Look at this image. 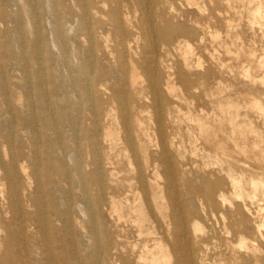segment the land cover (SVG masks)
I'll return each instance as SVG.
<instances>
[{
	"label": "bare ground",
	"instance_id": "bare-ground-1",
	"mask_svg": "<svg viewBox=\"0 0 264 264\" xmlns=\"http://www.w3.org/2000/svg\"><path fill=\"white\" fill-rule=\"evenodd\" d=\"M60 1L65 5L68 1L64 11L70 12L74 1L81 7L78 17L87 38L82 68L89 114H99L98 104L119 106L108 107L105 112L107 118L111 112L120 114L125 135L121 138V131L108 125L103 130V143L110 145V151L124 144L133 174L127 187L105 183L100 168L104 162L100 138L93 128L82 139L88 144L90 165L96 167L91 178L98 195L91 200L87 186L90 181L81 173L79 159L73 161V152L67 154L75 162L74 170L80 176L77 184L86 201L80 203L82 220L76 224L89 230L81 234V249L76 234H71L74 250L67 249V257L78 264H264V134L257 125L262 123L264 129V0ZM47 5V14L58 29L60 2L47 0ZM22 33L16 43L24 46ZM207 43L213 51L204 55L202 49ZM38 44L39 40L32 46ZM171 51L177 53L174 65L167 59ZM225 58L231 63L225 64ZM175 66L188 75L177 74ZM192 68L203 76L201 80L208 77L214 81L209 89L204 82L198 85L213 114H204L202 109L194 113V98L188 95L195 92L194 88L176 94L175 81L190 85ZM141 72L147 77L145 87L139 83ZM33 77L36 91L27 93L32 113L0 114V201L14 216L19 215L22 230L20 237L6 233L0 264H22L31 257L37 264H54V241L66 237L68 243V230L75 225L68 202L65 208L59 207L53 183L43 189L40 182L43 156L36 149L34 133L40 121L49 129L53 120L50 114L41 115L39 120L35 102L45 112L52 102L48 83L44 89L40 78ZM0 88L1 98L11 108L12 95ZM168 95L185 104L188 112L173 104L167 114H162ZM140 101H151V107L159 113L155 133L150 134L151 128L144 127ZM131 106L136 112L135 132ZM73 108L78 110V106ZM146 110L149 112V107ZM59 111L64 109L59 107ZM166 122L170 133L166 132ZM72 138L79 139L76 131ZM201 141L214 144L213 156L209 155L214 163L228 164L223 169L226 178L211 172L194 174L184 169L182 162V167H177L184 153L198 151ZM41 143L45 159L50 160L57 152L55 159L62 160L57 155L60 141L53 144L44 139ZM16 146L25 150L15 151ZM234 155L244 156L251 165L237 173ZM110 174L113 181L114 173ZM31 180L37 184L34 191ZM46 183L49 186V179ZM204 201L212 203L211 212ZM16 222L5 224L6 228ZM26 222L29 237L23 230ZM55 222L62 223V227H55ZM37 235L48 243L45 241L43 246V241L37 242ZM30 238L33 249L27 248ZM80 253L85 256L81 258Z\"/></svg>",
	"mask_w": 264,
	"mask_h": 264
},
{
	"label": "rangeland",
	"instance_id": "rangeland-1",
	"mask_svg": "<svg viewBox=\"0 0 264 264\" xmlns=\"http://www.w3.org/2000/svg\"><path fill=\"white\" fill-rule=\"evenodd\" d=\"M33 1H36L38 5H36V3L33 5ZM59 2L61 18L59 20V28L57 29L56 22L50 18L49 14H47V0H0V86L6 88L9 94L12 95V107L10 108V106L3 101L0 94V114H31L33 107L31 106L29 95L27 93H35L36 91L33 89L35 80H31V78L33 76V78H36L37 75L40 78L41 85L44 89L46 87L45 85L48 83L47 87L50 90V100L52 102L49 111L46 110L47 112H45L44 110H41L40 103L35 102L36 112L38 114L37 118L42 120L43 117L41 115L50 114V117L53 120V126L49 129L45 128L43 122L40 121L41 123H38L36 132L34 133V136L38 141L36 149H38L41 156H43L39 170V177L41 178L40 182L42 181L43 189L52 187L53 183V186H55L54 195H56V200L58 201L60 208H65L66 202H68V211H72L73 217L71 220L75 224L72 229L70 228L68 230V243L66 237H64L63 240L59 239L57 242L54 241V264H66L67 262L68 264H78L77 260H73L71 257H67L66 255L67 249L72 252L74 250V246H72L73 243L71 241V234H76L77 247L81 249L83 248L81 234L84 232L87 234L89 230H87V227L82 229L76 224L82 220L80 219L81 217L79 214L80 203L84 202L85 204L86 201L82 199L84 192L77 184L80 176L77 171L74 170L75 162L73 163L70 161L71 159L67 157V154L69 155L73 152V156H71L72 160L74 161L79 159L78 162L81 165V173H83V175L90 181L87 182V186L89 187L88 196L91 200H95L98 195L96 190H94L95 185L92 183L94 180L91 178V174L94 170H96V167L90 165L92 161L88 154V144L87 141L82 139H84L93 128H95L97 135L100 138V151L102 152L104 161L100 165V168L101 171L102 169L104 171L102 179L104 178V180H106L105 183H108L110 186L120 184L122 187H127L130 183L128 179L132 178L133 174L129 169V159L128 154H125L124 152V144L120 143L112 147V151H110V145L108 143H103V130L108 125L114 126L113 128L119 132L121 131V138L125 135L120 114L111 112V117L107 118V114L105 112L108 107L110 108L111 106H114L115 108H119V106L117 104H109L108 102V104L105 105H97L99 114H89L88 111L89 103L87 102L88 99L86 97V93H88L86 90L88 89H86V75H84L85 72L82 68L86 62L85 46H87V38L84 25L78 17L79 13H81L79 2H73L70 12H68V9L66 11L63 10L65 7L68 8V1L66 2V5L61 3L60 0ZM176 6L179 7L177 1ZM15 16L18 19L17 22L15 21ZM188 19L186 18L187 21ZM36 32L39 33V36ZM21 33L23 34L25 41L24 46L16 43L18 35ZM37 40H39V44L35 48L32 45ZM205 46L206 50L202 49L203 54L207 55L208 52L212 53L213 48L210 43L205 44ZM176 56L177 53L175 51L170 52L167 57L170 65H174L177 61ZM225 59V64L231 63L228 61V58ZM80 66L81 68L78 69ZM106 67L109 68L110 64H107ZM174 68V71L177 74L182 73L186 75L189 73L185 70H178L176 66ZM161 71L163 72V70ZM190 72V74H192L189 77L190 85L179 83L177 80L175 81L177 84L176 94L180 93L182 89L189 90L190 88H194L195 92L190 91L188 94L189 97L194 98L193 103L196 108L194 109V113L197 114L198 111L202 109L204 114H213L203 89L199 90L198 85L204 82L205 87L209 89L213 87L214 81L212 78L208 77L201 80L203 76H198L195 68H192ZM201 73L204 72L201 71ZM146 78L147 77L141 72L139 83H143L144 87L146 86ZM226 78L229 79L228 76H226ZM24 87L29 90L25 91L23 89ZM197 89L198 91H196ZM148 97L151 98L150 96ZM167 98L168 101L164 102L165 109L161 112L162 114H167V110L172 107L173 104L179 105L180 107L182 106L184 108V113L188 112L187 106L176 97L168 95ZM74 105L78 106L77 111L73 108ZM138 106L142 107L141 114L139 115L145 122L144 127L151 128L150 134L152 131L155 133V119L156 114L159 113L151 107V101H140ZM59 107H62L64 111H59ZM146 107H149V112L146 110ZM70 111H72L73 114H69ZM130 111L133 118L132 129L135 132L134 122L136 112H134L132 106ZM11 118L12 116H8V120H11ZM257 125L264 134L262 123L258 122ZM166 128V132L170 133L171 127L169 123H167ZM74 131H76V134L79 137L77 141L72 138ZM183 134H185L184 131ZM155 135L157 137L156 143L158 144L159 135L157 133ZM37 136H39L40 139ZM44 139H49L53 144H57L60 141L61 151H59L60 154L57 155L61 157V161L55 159L57 152L54 153L53 158L50 160L44 158L43 152L45 147L41 143ZM3 146L7 147L6 145ZM223 147L225 148L226 146L224 145ZM24 150H21L19 146H16L15 148V151ZM151 150L152 153H155L153 149ZM212 151H214L213 143L205 144L204 141H201L198 151H195V153H184L177 167L181 168L182 162V164L185 165L184 169L187 168L194 174L200 172H211L215 173L217 177L226 178V174L223 169H226L228 164L223 161L218 162V164L214 163L213 159L209 158V155L213 156ZM234 156L235 157L232 162L237 173H240L245 166L248 167L251 165L249 160H247L244 156ZM139 158L143 161V156L140 152ZM110 163L113 164L110 165ZM113 168L116 170L114 171ZM30 170L31 168L29 171ZM250 171L251 170H249L248 173H250ZM110 173H114L113 181H111ZM48 179L50 182L49 186L46 183ZM160 181L163 183L164 178L162 177ZM31 182L32 184L30 185L34 191L37 184L34 183V180H31ZM66 192H68V200ZM25 194L28 196V191L25 192ZM204 202L208 213L211 212L214 209L212 203L210 201ZM15 220H17V225H13V227L11 226V228L7 229L5 224L11 225ZM20 224L21 220L19 215L14 216L13 213L9 212L8 207L3 203V201H0V258H3V240L6 237V233H9L14 237H20L22 232L21 226H19ZM24 225L25 228H23V230L25 229V232L27 231L26 234L29 237L31 231L28 229V223L26 222ZM53 225L57 228H61L63 224L55 222ZM36 241H43V246H45V241L47 242V240L39 235L36 236ZM27 248L33 249L31 238L28 240ZM79 248H76V250L78 251ZM60 254H62L63 257H61ZM84 256V253H80L81 258ZM13 264L18 263L14 262ZM22 264H37V262L33 257H31L28 258V260H24Z\"/></svg>",
	"mask_w": 264,
	"mask_h": 264
}]
</instances>
